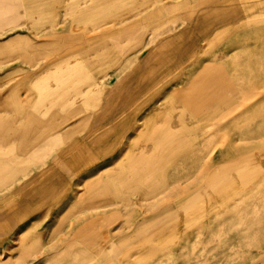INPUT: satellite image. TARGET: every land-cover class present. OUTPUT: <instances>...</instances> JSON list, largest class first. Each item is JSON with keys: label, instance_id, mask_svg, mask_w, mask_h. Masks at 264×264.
<instances>
[{"label": "rangeland", "instance_id": "obj_1", "mask_svg": "<svg viewBox=\"0 0 264 264\" xmlns=\"http://www.w3.org/2000/svg\"><path fill=\"white\" fill-rule=\"evenodd\" d=\"M184 1L61 0V6L66 5L68 10L56 11V25L44 28L42 64L43 69L48 67L44 77L49 81L44 83L41 95L46 101L61 100L64 106L75 103L63 110L56 105V151L72 147L79 140H98V153L89 148L92 158L95 156L96 163L106 162L97 169L96 165L87 169V173L85 165H71L76 181L66 186L71 177L69 165L56 157V170L42 180L56 181V195H50V188L37 190L41 199L54 197L41 206L42 218L31 219L10 235L0 248V264H49L48 259L55 253L56 264H264V24L258 26L264 22L262 0H252L257 3L254 9H233L229 13H237L238 28L217 37L202 36L200 52L197 48L185 55L190 62L196 59L195 63L177 78L175 73H167V81L152 90L151 94L156 93L151 102L141 100L135 105L134 100L128 101L122 118L106 120L111 104L114 106L132 92L136 79L131 77L151 67L146 62L150 54L152 67L165 64L167 43L187 24L177 21L178 16H185V7H177ZM214 4L204 8L237 6L234 0L228 4L226 0H215ZM88 5L93 9L78 8ZM248 17L252 18L248 21ZM210 20L206 18L203 23L207 26ZM107 53L113 56L109 63L105 60L112 56ZM73 67L78 69L73 71ZM89 74L104 80L105 86L94 107L87 111L81 104L83 98L76 97V91L87 83L76 77L82 79ZM60 76L64 81L58 80ZM144 78L141 75L140 80ZM212 80L218 81L214 84ZM193 92V101L224 104L190 113V120L176 115L177 122L186 128L172 127L171 122L176 121H171V115L181 111ZM61 93L68 94L61 99ZM31 94L34 98L33 90L23 97L31 99ZM8 98V90L0 89V118L5 121L15 115L3 104ZM35 98H40L38 91ZM10 108L30 110L29 105ZM48 108L46 118L53 114ZM32 112L33 119H38L39 113L34 109ZM22 114L17 115L20 118ZM104 124L106 128L98 130ZM104 133L107 136L102 141ZM176 139L179 141H171ZM187 139L195 149L190 156H181L180 142ZM144 143L154 145L149 146V152L170 148L174 154L160 152L151 165L149 181L126 179L125 217L115 213L117 195L123 191L120 184L107 186L98 195H111L114 200L110 203L99 201V205L89 208L91 194L77 199L86 184L87 189L94 187L93 181L85 182L89 173L94 175L102 168L107 178L114 176L117 169L109 173L113 159L120 155L123 162L129 147L130 153H138ZM18 147L16 142L0 147V173L13 175L10 179L0 177V200L13 187L45 170L47 151L36 160L30 154L20 155ZM199 148L202 153L197 157ZM235 161H249L253 166L247 165L233 175L232 169H225L220 182L213 184L209 174L216 175V170L212 166ZM126 164L119 169H126L131 177L134 165L131 161ZM3 165L13 167L6 171ZM63 190L69 193L63 195ZM192 192L193 198L186 197ZM172 208L176 210L173 218H164ZM239 218L245 221L241 223ZM35 235L41 236L44 247L33 246ZM133 236L135 243L134 238L130 239ZM77 237L84 246L71 251L75 256L70 258L65 249ZM22 256L28 258L20 262Z\"/></svg>", "mask_w": 264, "mask_h": 264}, {"label": "crops", "instance_id": "obj_2", "mask_svg": "<svg viewBox=\"0 0 264 264\" xmlns=\"http://www.w3.org/2000/svg\"><path fill=\"white\" fill-rule=\"evenodd\" d=\"M90 1L93 2V0ZM92 7V5H88L87 7L79 6L78 8L93 9ZM61 9H67L66 5L64 7L61 6V0H0V89L8 90V101L3 104L9 106V108H6L10 111H15V115L10 119L8 118L6 121L0 118V147H4L12 142H17L20 154H30V156L36 160L44 151H47V155L45 156V170L38 171L31 178L22 181L19 186L12 188L13 191L6 193V198L0 200V248H3L5 244H7L6 242L12 233L26 225L28 221L33 218L40 219L43 217V209L41 206L48 200L53 199L54 196L50 195H56V181L53 182L51 180L47 183H43L42 180L49 172L56 170V157L63 161L65 165H69L71 177L66 183V186H69L71 182L76 181V178L73 177L74 174L71 165H85L84 171L86 173L87 169L90 170L94 167L92 164V152L87 147L83 149L80 140L72 147L68 146L62 151H56V99L55 102L46 101L41 95L45 88L44 83L49 81L47 77H44V73L49 72L47 69L48 67L43 69L42 64L44 48H46L43 36L44 28L50 27L51 29L56 25V11L59 12ZM72 9H77V6L72 7ZM187 67L189 66H178L175 73L180 74L181 71ZM170 72L172 71H168L166 68L160 69V67H150L146 71L138 72L137 80L133 82L132 87L133 89H138V87L144 83L145 79L152 74H164L165 79L159 82L158 85H160L167 79L165 75ZM141 75L145 76L143 81L140 80ZM54 81H56V78ZM28 90L34 91V98L32 96L33 94L30 95L31 99L23 97ZM37 91L40 97L38 100L35 98ZM17 92L19 93L17 94ZM141 100L142 99H135L134 104H140ZM25 105H29L30 110H23L22 108H18L17 110L15 108H10L13 106L19 107ZM48 106L53 109H50V111H53V114L49 117H52L53 123L51 119L44 117L49 110ZM31 107L39 113V120L33 119L31 116L33 113ZM19 113H23V116L20 118H18L17 115ZM28 115H30V117ZM22 120L26 122L21 123ZM166 120L168 121L169 118ZM181 126L185 127L183 125ZM85 130L81 133L79 139H82ZM28 131H30V133ZM36 133L40 136H37ZM45 140L48 141L46 142ZM160 152L167 154L171 152V150L169 148L164 151L160 150ZM40 159H42V156ZM247 165L250 166L252 163L245 161L238 164L235 161L230 165H213L212 169L214 171L216 170L217 175L213 184H215L216 181L220 182V175L225 173L222 172L223 170L230 168L234 171L231 174L233 175L237 171L246 169ZM12 167V165H3L2 168L7 171L8 168L10 170ZM18 173L24 174L25 172ZM88 175L90 176L91 174ZM11 176H13L11 173H5L4 175L3 173H0V177L5 179H10L12 178ZM87 176L85 178H87ZM41 188L51 189L49 195L50 199H41L40 194L37 193V190H41ZM53 190L54 193L52 192ZM64 192L65 191L63 190V195L66 192L69 193V191ZM28 193L29 195L25 198ZM7 200H9L8 203H6ZM125 202V196L118 194L116 204L114 205L117 207L115 213L120 214L122 218L126 216L124 212ZM133 212V214H135V209ZM175 214L176 210L172 208L170 214L165 215L164 218L169 216L171 219ZM109 215H114V213ZM33 242V246H35L36 249L44 247L40 235H35ZM55 254L48 259L49 264H56ZM19 258L20 262H24L25 258L28 257L22 256Z\"/></svg>", "mask_w": 264, "mask_h": 264}, {"label": "bare ground", "instance_id": "obj_3", "mask_svg": "<svg viewBox=\"0 0 264 264\" xmlns=\"http://www.w3.org/2000/svg\"><path fill=\"white\" fill-rule=\"evenodd\" d=\"M215 0H185L184 2H181L179 4V6L177 7H181V8H184V13L183 15H185L184 17H182L180 19V16H178V20L177 21H180L182 23L184 22H187L186 24V27L180 32L178 33L177 35L173 36L172 38H170L169 42L167 43V46H166V55H167V58L164 59L165 61V64L163 66L160 67V69H167L168 71H172L173 74L175 73V70L177 69L178 66H191L195 63L196 59L191 61L190 62V59H185L187 57H185L186 53H190L191 51H194L196 50L197 48L199 49V52H200V38L203 36V37H207V38H212V37H217L220 33H222L223 31H229V30H233L235 28H238L239 25H237L236 23V18L238 17L237 16V13H234L233 15H229V13L232 12L233 9H237V10H241L242 9H254L256 8V2L252 1V0H234V2H236L237 6H226L224 8H204L205 6L207 5H215L214 4ZM229 2H231V0H226V4H228ZM122 4V3H121ZM222 5V4H221ZM260 7H262L264 9V0L261 1L260 3ZM126 11V10H125ZM238 12V11H237ZM262 15H264V13H262ZM175 18V17H174ZM172 18V20L174 19ZM206 18H209L211 19L210 21H212L209 25H205L206 23H203L204 20ZM246 18V17H245ZM252 17H248L247 20L249 21ZM176 19V18H175ZM263 18H261L262 20ZM245 20V21H247ZM258 19V21H261ZM239 21V20H238ZM243 23V22H242ZM263 23H260V25L258 26H261L263 25ZM251 26V25H250ZM121 31V30H120ZM212 40V39H211ZM208 41V40H207ZM210 41V40H209ZM214 41V40H213ZM212 41V42H213ZM209 43V42H208ZM206 43V44H208ZM211 43V42H210ZM209 43V44H210ZM206 46V45H205ZM204 50V49H203ZM107 55L109 56H112L111 54L107 53ZM164 55V54H163ZM195 55V54H194ZM196 56V55H195ZM229 56V55H228ZM103 57V55H102ZM104 59V57H103ZM100 60V59H99ZM111 60H113V56L110 57V60H105L106 63H109ZM72 61H75V60H72ZM146 62L148 64H150V66L152 67V55L150 54V56L148 58H146ZM63 67H66L63 65ZM63 67L61 68L60 66V69H63ZM75 69H78V68H75L73 67V71ZM214 70V69H213ZM176 74V78L178 76H180V74ZM174 74V75H175ZM62 76L58 77V80H61V81H64V79L61 78ZM129 77V76H128ZM246 77V76H244ZM131 78H135L137 80V77H131ZM211 77H209L208 79H210ZM164 78V74H161V75H157V74H152L150 76H148L144 83L138 87V89H133L132 87V92H129L128 95H126L123 99L120 100V102H118L117 104H115L114 106L111 104V107L109 108V116L107 117V121H115L117 120L119 117L123 116L124 114V108L126 107L125 104L128 102V101H131V100H135V99H142L143 101H145L146 103L147 102H151L152 99H153V95H155L156 92H154V94H151L152 90L154 91V88L155 87H158L159 85V82H161ZM76 80L78 81H85L87 84L83 87H81V91H76V97H78L77 99H81L83 98V102H81L82 106H83V109L89 111L90 108H93L96 101L99 99V96L100 94L102 93L101 91L103 90L104 86H105V81L104 80H101V79H97L96 76L92 75V74H89V75H86L84 76L82 79H77L76 77ZM135 80V81H136ZM167 81V80H166ZM208 81V80H207ZM218 80H212L211 83H216ZM206 82V81H205ZM123 83V82H122ZM203 85V84H202ZM126 86V85H125ZM121 87V86H120ZM209 88V86H207ZM215 90V89H214ZM213 90V91H214ZM197 91V90H195ZM72 92V90L70 91ZM69 92V93H70ZM202 92V91H201ZM207 92V91H205ZM210 92V91H209ZM194 93H192V95L194 96ZM218 94V92H216ZM66 94H63L61 93L62 96H60L58 94V98H64ZM64 95V96H63ZM152 95V96H151ZM189 96L188 98L185 99L184 103H183V107L181 109L180 112L178 113H174L173 115H171L172 117V121H176V122H171V125L172 127H178V126H181V124L179 122H177V118L176 115L180 116L181 117H184V119H187V120H190V117H189V114L190 113H194L195 111L198 112V111H204L206 109V106H218L221 105L222 103L224 104V102L221 103L220 102H213V103H206L204 101H193V99H195V96L194 98H191L193 96ZM205 97V96H204ZM202 98V97H201ZM212 98V97H211ZM216 98V97H215ZM222 99V98H221ZM208 100V99H207ZM212 101V99L210 100ZM64 102H62L61 100H57L56 101V105H58L60 107L61 110L65 109V108H71L73 104H70L68 106H64L63 105ZM57 106V107H58ZM157 106V105H156ZM172 106V105H171ZM170 106V107H171ZM118 107V108H117ZM132 107V106H131ZM117 108V109H116ZM172 108V107H171ZM75 109V108H74ZM108 109V108H107ZM22 110V109H21ZM80 110V109H78ZM27 111V110H26ZM73 111V110H72ZM130 111V110H128ZM77 112V111H75ZM97 112V110H96ZM99 112V111H98ZM106 113H108V111L106 110ZM55 114V112H54ZM58 114V112H57ZM102 115H105V114H102ZM27 116V115H26ZM30 117V115H28ZM32 116V114H31ZM53 116V115H52ZM68 116V114H67ZM90 116L91 114L88 115V120H90ZM28 117V118H29ZM65 117V116H63ZM62 117V118H63ZM103 118L106 117V116H102ZM19 118V117H18ZM49 118V117H48ZM122 118V117H121ZM179 118V117H178ZM51 119L52 121V117L49 118ZM69 118H67L68 120ZM39 120V119H38ZM64 120V119H63ZM66 120V119H65ZM30 121V119H29ZM61 121V120H60ZM59 121V122H60ZM120 121V120H119ZM38 122V121H37ZM48 122V121H47ZM66 122V121H65ZM34 123V122H33ZM39 123V122H38ZM37 123V124H38ZM51 123V122H50ZM53 123V121H52ZM106 123V122H105ZM36 124V123H35ZM57 124V123H55ZM54 124V125H55ZM62 124V122H61ZM47 125V124H45ZM38 126V125H37ZM36 126V127H37ZM31 127V126H30ZM33 127V126H32ZM35 127V128H36ZM45 127V126H43ZM59 127V126H57ZM106 128V125H102V126H99L98 127V130H101L103 128ZM26 128V127H25ZM29 128V127H28ZM46 128V127H45ZM43 129V128H41ZM50 129V128H49ZM21 130V129H20ZM25 130V129H23ZM45 130V129H44ZM105 130V129H104ZM51 131V130H50ZM97 131V130H96ZM30 133V131H28ZM119 132V131H117ZM243 132V131H242ZM38 133V132H37ZM36 133V135H37ZM23 134H26V133H23ZM47 134V133H46ZM91 134V133H90ZM106 133H104V135L102 136V141H104V137ZM39 135V134H38ZM37 135V136H38ZM42 135V134H41ZM37 136H34V137H37ZM40 136V135H39ZM44 136V135H42ZM53 136V135H52ZM51 136V138H52ZM100 136V135H99ZM24 137V136H23ZM19 139V138H18ZM23 139V138H22ZM25 139V137H24ZM50 139V138H49ZM92 139V138H91ZM170 139V138H169ZM51 140V139H50ZM20 141V140H19ZM18 141V142H19ZM46 141V140H45ZM48 141V140H47ZM46 141V142H47ZM172 142H178L179 139H176V140H171ZM21 142V141H20ZM17 143V142H16ZM24 143V142H23ZM29 143V142H28ZM182 144V147H181V156L186 154L188 156H190V154L193 152V150L195 149V146H193V144H191L190 140L187 139V140H184L182 142H180ZM21 144V143H19ZM27 144V143H26ZM42 144V143H41ZM155 144V143H154ZM197 144V143H196ZM195 144V145H196ZM202 144V143H201ZM82 147L83 148H91V150L94 152V153H98L99 150H97L96 147H98L99 144V141L98 140H95V141H83L82 142ZM107 145V143L105 144V146ZM24 146V145H23ZM153 147L154 145L153 144H148V143H144L142 146H139L140 147V152L138 153H130L131 150H130V147H129V150H128V154H126V157L124 159V161L122 162V158H120V156H117L113 159V162L109 168V173L110 172H113L114 170H116V174L114 176H111V177H106V173L104 174L103 173V169H99V170H96V172L94 173V175H90L88 176L87 178H85V182L86 181H93L94 182V187L91 188L88 186V189L86 188V185L85 187L82 189L81 191V194L77 197V199H81V197H83L85 194H91L92 196V201L89 203V208H93V207H96L98 204L99 201H104L106 203H110L112 202V198H111V195L110 196H105V197H100L98 196L100 193H102V190L103 189H106V187L108 186H111L112 187V184H117V185H121L122 186V190L121 191V196H123V193H125L126 191V188L128 187L129 183H126V179L128 178H132V181H134L135 179V182L138 183L140 182L141 180H148L150 179V175H151V165H154L153 162L154 160H156L157 158H159L161 156V153L160 151H152V152H149V148L150 147ZM156 146V145H155ZM46 148V147H45ZM44 148V149H45ZM203 148V146H202ZM22 149V148H21ZM200 149V148H199ZM42 150V149H41ZM90 150V149H89ZM30 151V150H29ZM40 151V149H39ZM196 151V150H195ZM27 152V151H26ZM25 152V154H26ZM173 151L171 150V152H169L170 154H174L172 153ZM199 154L197 155L200 156L202 151L200 149V151L198 152ZM20 154V153H19ZM21 155V154H20ZM195 155V154H194ZM100 156V155H99ZM172 156V155H170ZM194 156H192V159H193ZM39 159V158H38ZM95 156L92 158V164L93 166L97 168H99L100 166H102L105 162H106V159L102 160L101 162L99 163H96V161L94 162L95 160ZM129 161H131V163H133V174L132 176H128V173L126 172V169H119L120 165H127L126 163H128ZM59 162V161H58ZM110 163V162H109ZM234 163V162H233ZM232 164V163H230ZM228 164V165H230ZM98 165V166H97ZM105 166V165H104ZM253 166V165H252ZM255 166V165H254ZM108 170V169H107ZM92 173V172H91ZM89 173V174H91ZM115 173V172H114ZM95 176V177H94ZM217 175H213L212 176V173L209 174V178L210 180L214 183L215 181V178H216ZM208 178V179H209ZM137 180V181H136ZM210 181V182H211ZM264 181V180H263ZM134 182V183H135ZM134 184H131V186H133ZM153 186V185H152ZM110 190V189H109ZM198 195V194H197ZM49 196V195H48ZM186 197L188 198H193L194 197V192L192 193H189L186 195ZM251 202V200H250ZM254 202V201H253ZM83 208V207H82ZM261 208V207H260ZM240 219V218H239ZM164 220V219H163ZM241 221V219H240ZM242 221H245V220H242ZM241 221V223H242ZM139 227V223L137 224V226L135 228ZM243 227V226H242ZM152 228V227H151ZM239 229V228H238ZM153 231V229H152ZM150 233V232H149ZM109 233H107L108 235ZM167 235V234H166ZM104 236V235H103ZM254 237V236H253ZM134 238V239H133ZM108 239V238H107ZM130 239H133L132 242L135 243L136 242V237L133 236L131 237ZM129 241V240H127ZM82 243V240L81 238L78 239V237L76 238V240L72 241L70 246L65 249L68 257H72L74 258V253L72 254L71 251H75L77 250V247L78 246H82L83 243ZM81 244V245H80ZM84 246V245H83ZM132 247V245H131ZM113 252V251H112ZM65 257V256H64ZM94 260V259H93ZM75 262V261H74ZM73 262V263H74Z\"/></svg>", "mask_w": 264, "mask_h": 264}]
</instances>
